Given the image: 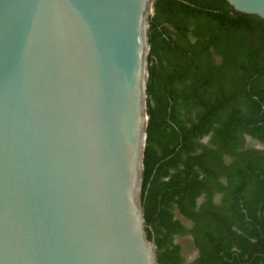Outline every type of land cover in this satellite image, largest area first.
<instances>
[{
  "label": "water",
  "instance_id": "1",
  "mask_svg": "<svg viewBox=\"0 0 264 264\" xmlns=\"http://www.w3.org/2000/svg\"><path fill=\"white\" fill-rule=\"evenodd\" d=\"M264 20V0H226ZM156 0H0V264H161L143 201Z\"/></svg>",
  "mask_w": 264,
  "mask_h": 264
},
{
  "label": "trees",
  "instance_id": "2",
  "mask_svg": "<svg viewBox=\"0 0 264 264\" xmlns=\"http://www.w3.org/2000/svg\"><path fill=\"white\" fill-rule=\"evenodd\" d=\"M149 43L143 201L160 263L264 264V149L248 141L264 146V20L156 0Z\"/></svg>",
  "mask_w": 264,
  "mask_h": 264
},
{
  "label": "rangeland",
  "instance_id": "3",
  "mask_svg": "<svg viewBox=\"0 0 264 264\" xmlns=\"http://www.w3.org/2000/svg\"><path fill=\"white\" fill-rule=\"evenodd\" d=\"M153 15H154V11L152 12V14H151V16H150V18L151 17H153ZM149 62V61H148ZM148 67H149V63H148ZM251 144H253V142L251 143ZM177 241L178 242H182V243H184L185 244V246L186 245H191V240L189 239V238H179V239H177ZM186 254H187V261L190 263V262H192L193 260H194V258L196 257V252L194 251V250H190L189 248H188V246H186Z\"/></svg>",
  "mask_w": 264,
  "mask_h": 264
},
{
  "label": "crops",
  "instance_id": "4",
  "mask_svg": "<svg viewBox=\"0 0 264 264\" xmlns=\"http://www.w3.org/2000/svg\"><path fill=\"white\" fill-rule=\"evenodd\" d=\"M208 141V138H206V140L204 141V142H207ZM249 142H250V144L253 142V141H250V140H248ZM251 146H253V147H255V148H257V149H264V146H262V145H260V144H257V143H254L253 142V144H251ZM221 200V196L218 198V201H220ZM202 201V199L199 201V202H201ZM183 219V218H182ZM183 221L187 224V225H189V226H191V222H189L188 220H186V219H183ZM190 240H191V242H192V238H189ZM194 251L196 252V257H197V255H198V251L196 250V249H194ZM196 257L194 258V260L196 259ZM193 260V261H194ZM192 261V262H193Z\"/></svg>",
  "mask_w": 264,
  "mask_h": 264
}]
</instances>
